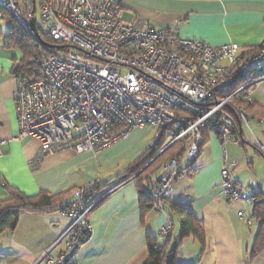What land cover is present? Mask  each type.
<instances>
[{"label":"built area","instance_id":"1","mask_svg":"<svg viewBox=\"0 0 264 264\" xmlns=\"http://www.w3.org/2000/svg\"><path fill=\"white\" fill-rule=\"evenodd\" d=\"M37 7V27L56 46L42 45L48 54L17 70L13 93L20 138L40 145L36 162L65 150L98 153L145 127L156 129L153 148L165 134L168 140L157 156L178 144L182 154L168 160L144 188L153 209L166 218L159 240L169 242L175 225L165 203L186 165L199 158L205 131L225 146L237 131L238 118L264 157V141L252 131L241 106L251 102L264 82V43L243 53L237 44L213 47L185 40L141 17L126 19L123 0H0V9L30 32L31 19L38 20L36 12L32 15ZM263 124L256 120L258 127ZM5 144L0 136V157ZM235 167L226 161L222 168L223 195L253 208L255 195L232 177ZM0 183L7 186L1 178ZM95 184L65 201L61 212L70 223L64 249L56 257L45 253L41 264H77L79 250L92 238L89 216L110 193L91 197ZM238 217L252 225L248 210Z\"/></svg>","mask_w":264,"mask_h":264},{"label":"crops","instance_id":"2","mask_svg":"<svg viewBox=\"0 0 264 264\" xmlns=\"http://www.w3.org/2000/svg\"><path fill=\"white\" fill-rule=\"evenodd\" d=\"M123 4L126 19L141 17L176 31L185 40L213 47L237 44L243 53H252L264 43V0H123ZM15 65L0 59V136L6 141L0 157V178L27 196L47 192L52 196L66 194V200L97 183L101 187L99 195L110 193L89 216L93 234L79 250L77 264H145L149 255L147 234L159 238L166 218L154 209L143 213L137 182L132 177L123 178L149 149L156 129L133 130L128 137L98 153L65 150L36 162L38 141L20 138L13 100ZM249 104L264 107V82ZM247 115L250 123L254 121L256 125L258 118L248 112ZM236 123L237 131L225 146L215 133L204 132L200 156L192 165L194 171H184L165 205V210H169L172 204H181L194 214L205 233L204 248L194 236L181 242L182 264H264V252L251 256L259 230L251 204L229 202L221 189V171L230 161L236 163L231 172L236 182L243 189L264 196V157L254 140L243 134L246 124L238 118ZM251 129L264 141V124L257 128L258 134ZM160 173L161 170L152 178H158ZM7 198L6 187L0 183V201ZM56 204L47 211L22 213L13 231L0 234V264H41L45 253L56 257L62 252L70 220L62 214L61 202ZM242 210L249 211L250 227L238 217ZM175 220L170 247L180 237V223Z\"/></svg>","mask_w":264,"mask_h":264},{"label":"trees","instance_id":"3","mask_svg":"<svg viewBox=\"0 0 264 264\" xmlns=\"http://www.w3.org/2000/svg\"><path fill=\"white\" fill-rule=\"evenodd\" d=\"M16 26L19 30H24L17 22ZM15 29V28H13ZM26 31V30H25ZM30 36L33 38L32 45L23 44L25 41L23 34L20 35L11 34L6 40V46H20L24 51V59L16 60L15 67L13 69L14 74L18 71L27 69L34 59L39 57L43 51L41 50V44L39 40L30 32ZM41 39L48 45L55 47L54 41L39 28ZM58 46V45H57ZM251 116L264 120V107L255 108L252 104L241 105ZM255 109V110H252ZM168 138L163 134L159 143L149 148L139 157L128 169L127 175L123 179H129L134 177L137 182V187L140 194V205L143 213L153 210V200L146 194L144 185L147 181L162 170L163 165L170 159L178 157L182 154L180 145H174L161 155L157 156L162 150ZM203 147V146H202ZM157 156V157H156ZM189 173L194 171L192 165L185 168ZM8 198L0 201V234L7 231H13L19 222L20 215L25 212H39L47 211L56 206L57 202H61L60 210L65 205L67 195L52 196L47 192H42L36 196H27L19 189L6 186ZM101 187L96 183L94 189L89 191L91 197L96 198L100 196ZM255 195V202L253 205V217L259 223V230L256 235L252 253V258L261 255L264 252V196L259 192H253ZM168 203V200L166 201ZM165 203V205H166ZM169 218L176 224V218L180 223V237L174 247H170V242H161L159 238L147 234V247H148V259L145 264H182L179 260L181 242L189 237L194 236L201 246L204 248L206 244L205 233L203 227L199 224L198 219L191 211L185 209L181 204H172L170 209H166Z\"/></svg>","mask_w":264,"mask_h":264},{"label":"rangeland","instance_id":"4","mask_svg":"<svg viewBox=\"0 0 264 264\" xmlns=\"http://www.w3.org/2000/svg\"><path fill=\"white\" fill-rule=\"evenodd\" d=\"M39 15L40 13L37 7V11H36V16L38 19L37 25L40 27ZM16 25L17 24L14 18L8 12L0 9V59L7 61L11 65L15 64V59L23 60L25 53L20 46H11V47L6 46V40L9 38V36L11 34L20 35V33L22 32L21 34H23V38L21 35L20 38L22 40L24 39L25 42L23 44L32 45L34 41L33 38L30 36L29 32H26L27 30L25 31V29L22 30L20 28L18 30ZM41 48L43 53L48 54V50L45 47L41 46ZM250 125L255 130L256 134H258V129H257L258 127H256L255 122L251 121ZM249 133L250 132L245 126L243 130V134L245 135L246 138L253 139V137L252 138L250 137Z\"/></svg>","mask_w":264,"mask_h":264},{"label":"water","instance_id":"5","mask_svg":"<svg viewBox=\"0 0 264 264\" xmlns=\"http://www.w3.org/2000/svg\"><path fill=\"white\" fill-rule=\"evenodd\" d=\"M35 12H36V10L34 9L33 12H32V15L33 16L35 15ZM30 29H31L32 34L39 40V42H40L41 45H43L45 47H48V48H52L53 47L51 45L46 44L41 39L40 32H39V29L37 27V23H36L35 18H32L31 21H30Z\"/></svg>","mask_w":264,"mask_h":264}]
</instances>
